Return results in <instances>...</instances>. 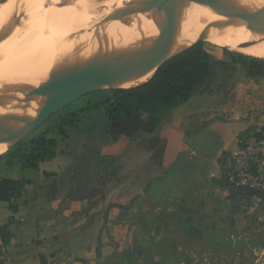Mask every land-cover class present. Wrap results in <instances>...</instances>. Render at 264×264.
<instances>
[{
  "label": "crops",
  "instance_id": "0c3cea01",
  "mask_svg": "<svg viewBox=\"0 0 264 264\" xmlns=\"http://www.w3.org/2000/svg\"><path fill=\"white\" fill-rule=\"evenodd\" d=\"M214 61L230 63L212 76L228 75L223 102L232 106L190 122L197 131L190 129V137L184 131L181 139L174 126L168 139L155 126L133 129L138 119L139 127L148 124L144 112L112 122L117 148L131 140L122 153L137 148L142 135L148 149L144 164L126 162L122 178H104L118 182L110 189L88 184L82 143L71 149L60 139L56 157L35 171L0 162L2 178L28 181L13 201L16 213L0 202V228L8 227L0 232V264H261L264 210L256 198L246 207L242 192L227 185L223 160L264 128V78L248 76L235 61ZM215 95L210 86L196 94L202 107L188 116L203 113ZM111 150L104 147V155Z\"/></svg>",
  "mask_w": 264,
  "mask_h": 264
},
{
  "label": "water",
  "instance_id": "95a60500",
  "mask_svg": "<svg viewBox=\"0 0 264 264\" xmlns=\"http://www.w3.org/2000/svg\"><path fill=\"white\" fill-rule=\"evenodd\" d=\"M234 2L233 10L227 12L216 4L163 0L118 12L86 35L74 37V41L86 39L80 45L83 51L58 76L54 95L0 94V158L78 101L92 94L118 91L115 87L121 78L129 69L140 66L169 21L177 28L173 36L175 44L184 48L157 71L199 44L220 47L213 44L214 40L254 36L253 44L264 43V9L255 10V0ZM198 23V31L190 33L189 28ZM118 34L122 38L119 46L116 44Z\"/></svg>",
  "mask_w": 264,
  "mask_h": 264
},
{
  "label": "bare ground",
  "instance_id": "6f19581e",
  "mask_svg": "<svg viewBox=\"0 0 264 264\" xmlns=\"http://www.w3.org/2000/svg\"><path fill=\"white\" fill-rule=\"evenodd\" d=\"M159 1L163 0H105L100 3L95 0L3 1L4 4H0V74L15 65L13 75L14 72L19 74L0 78V94L54 95L58 76L83 51L80 45L86 39L74 41L72 38L86 35L96 24L118 12ZM192 1L216 4L227 12H231L235 5L234 0ZM254 7L263 10L264 0H255ZM209 18L214 16L209 15ZM198 29L199 23L192 25L189 32L195 33ZM176 30L173 22H167L154 48L144 56L139 67L124 74L115 89H130L147 82L167 59L182 50L184 46L173 40ZM254 39V36H245L227 41L214 40L213 44L233 53L264 59V43L255 45ZM121 43L118 34L116 44Z\"/></svg>",
  "mask_w": 264,
  "mask_h": 264
},
{
  "label": "trees",
  "instance_id": "16d2710c",
  "mask_svg": "<svg viewBox=\"0 0 264 264\" xmlns=\"http://www.w3.org/2000/svg\"><path fill=\"white\" fill-rule=\"evenodd\" d=\"M247 57L249 56L242 55L231 59L244 66L248 76L264 78V60ZM218 66L230 67V63L215 62L205 44H199L166 62L149 81L137 87L112 91L109 97L87 101L78 109H73L72 106L65 109L57 115L60 117L55 123L48 126L49 123L3 157L7 159L9 166L18 165L22 169L38 170L41 162L56 157L54 149L59 139L69 140L70 130L82 124L84 116L89 112L105 110L110 123L131 120L140 112L156 116L169 113L187 103L205 87ZM260 131L264 132V128ZM254 135L260 136L258 132ZM83 146L87 147V143ZM223 180L230 186L224 177ZM27 183L26 180L4 179L0 174V202L11 204L10 210L13 213L18 211V206L13 205V201L22 196ZM240 191L246 207L256 198L264 210V192L250 189ZM7 228L1 227L0 232H6Z\"/></svg>",
  "mask_w": 264,
  "mask_h": 264
},
{
  "label": "rangeland",
  "instance_id": "374dc122",
  "mask_svg": "<svg viewBox=\"0 0 264 264\" xmlns=\"http://www.w3.org/2000/svg\"><path fill=\"white\" fill-rule=\"evenodd\" d=\"M3 1H5L4 3H6V1L8 0H1L0 4H4ZM97 3H100L102 1L105 0H95ZM50 3H52V1H50ZM43 18V16H42ZM50 18V17H49ZM49 18H47L46 20H48ZM45 20V21H46ZM44 21V20H42ZM104 22V21H103ZM102 23V22H100ZM100 23L96 24L99 25ZM73 39V38H72ZM206 49L209 51V53L211 54L212 58L214 60L218 59V60H222V59H226L229 60L231 62H233V58L231 59V57H241L242 55L237 54V53H233L230 52L229 50H227L226 48H223L222 46L220 47H216V46H212L209 44L205 45ZM29 54H27L26 56H28ZM26 56H24L22 59H24ZM250 58V57H247ZM253 58V57H251ZM258 59V58H256ZM264 60V59H261ZM21 61V60H20ZM19 61V64H20ZM17 65H15L16 67ZM15 67L10 68L9 70H6L5 72H2L0 74V78L4 77V76H8L9 78L13 75V70ZM10 71V72H9ZM17 74H19L18 72H14L13 76H16ZM228 81V75L224 74V73H217L214 75V77L212 76L211 79L208 81V83L205 85V87L201 88L199 90L198 93H200L202 90L204 91L206 89L207 86H210L211 90L214 91L216 93V99L217 101H215L214 103H206L204 108V111L201 114H198L195 117H190L188 116L189 110H194L196 111L197 109H200L202 107V105L200 104L201 99H199V97H192V101L191 99L187 102L184 103L176 108H174L172 111H170L169 113L160 115V116H156V115H149V117H145L144 119H147L148 124L145 127H139L140 125H137L138 122H140V120H136L135 123L136 125L133 126V129H137L140 128L144 129L146 127L149 126H155L153 128L154 132H158L162 133V135L164 136L165 139H168L169 137V133L171 128L174 126L177 128L176 131H174L175 133H177V136L179 139H181L184 135L183 132H187V137L192 136V133L189 132L190 129L197 131V129L195 128H190V122H195V123H200V118L201 116H206L207 114L213 113L216 110H219L221 108H229L230 106H232V103H234L233 101H228L227 104H224V96L226 95L225 93H227L228 89H225V85ZM111 92H105V93H96V94H92L89 95L88 97L78 101L77 103H75L74 105H72L73 109H78L82 106L85 105V103H87V101H94V100H102L105 99L107 97H109L111 94ZM197 93V94H198ZM224 95V96H223ZM228 99V98H227ZM226 99V100H227ZM236 103V102H235ZM195 105L198 106V108L195 107ZM201 105V106H200ZM195 113V112H193ZM60 117V115L57 117L55 116L53 121L50 122L51 126L53 123H55L58 118ZM145 122V121H144ZM144 122L142 124H144ZM110 122L107 119V116L105 114V110L101 109V110H94L92 112H89L87 115L84 116L83 118V123L80 124L77 128H73L71 131V138L70 140V147L71 149H74L75 147H77L78 144L82 143V145L84 143H87V148H88V155L85 159H86V164L89 167V177L88 179L90 180L88 182V184L91 185H97V188H103L104 190L110 189L111 187L115 186L118 184V182L111 184L110 182H106L104 181V178L106 176H111L113 178H116V176H118L119 178H122L123 175V170L126 171L127 167H123L125 165L126 162H139L141 165L144 164L145 159V153L148 149L146 142H144V138L143 137V133L142 132H138L137 135L132 134V138L135 137H140V144H138L137 148H135L134 150H128V154H124L122 153V151L124 149H128L129 145H131V140L130 141H123L120 142L119 147L117 148L115 146V142L114 139L117 135V133L113 132L112 130V126H110ZM46 126V125H45ZM199 129V128H198ZM126 135V133H125ZM60 140V139H59ZM248 141V140H247ZM107 145V146H106ZM108 146H112L114 148V150H111V155H104V147H108ZM158 148V147H157ZM130 149V148H129ZM125 156H124V155ZM7 159L6 158H1L0 162H5L6 166L8 167L9 165H7ZM227 160H225L226 162ZM147 162V160L145 161ZM16 167H20L18 165H16ZM91 167V168H90ZM21 168V167H20ZM87 172V169H85ZM82 173L84 172V170H81ZM86 172H85V176H86ZM125 174V173H124ZM223 175H224V167H223ZM100 177L103 178L102 180H98V178ZM97 181H99V183H97ZM132 220L129 221V223H131Z\"/></svg>",
  "mask_w": 264,
  "mask_h": 264
},
{
  "label": "built area",
  "instance_id": "2783aa9c",
  "mask_svg": "<svg viewBox=\"0 0 264 264\" xmlns=\"http://www.w3.org/2000/svg\"><path fill=\"white\" fill-rule=\"evenodd\" d=\"M258 133L260 136L245 141L238 153L225 158L223 177L235 190L264 192V132ZM257 256L258 262L264 264V249Z\"/></svg>",
  "mask_w": 264,
  "mask_h": 264
}]
</instances>
